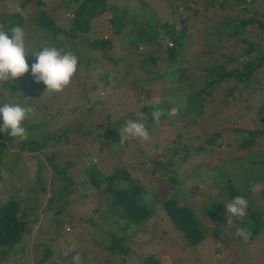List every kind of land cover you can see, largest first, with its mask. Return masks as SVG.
<instances>
[{
	"label": "rangeland",
	"instance_id": "obj_1",
	"mask_svg": "<svg viewBox=\"0 0 264 264\" xmlns=\"http://www.w3.org/2000/svg\"><path fill=\"white\" fill-rule=\"evenodd\" d=\"M24 1H0V14L13 15L10 8L17 3L27 11V19L21 25L27 33L31 52L51 42L41 35L42 28L33 21L39 9L36 0L23 4ZM42 1L40 8L55 19L56 26L69 33L73 9L77 6L74 0ZM65 1H70V9L64 10ZM207 1L187 0L183 4V0H107L115 5L114 9L104 17L92 18L89 30L82 37L60 34L59 40L66 41L68 50L74 48L79 57L78 71L62 93L43 96L45 85L35 84L31 76L34 54L26 55L30 72L13 81L22 89L18 103L30 98L36 108L25 121L36 127L27 134L36 138L48 134L50 138L39 153L20 152L11 146L5 150L0 165V202L13 194L25 206L33 205L37 199L41 210L50 192L39 190L35 175L39 172L48 186L53 172L48 157L52 156V163L60 167L71 161L66 173L77 187L75 193L68 196L70 204L57 217L65 221L64 235H54V227L49 222L53 219L51 212L42 220L43 214L38 211L39 223L33 226L31 236L24 242V252L16 254L14 259L0 260V264H39L45 246L51 248L46 264H72L77 253L83 264H143L150 255L159 264H264V227L255 239L237 241L232 228L241 224L234 222L237 217H231V223L228 222L221 236L207 235L197 246L191 247L162 208V201L174 196L181 204H191L200 221L210 228L212 218L203 216L204 204L211 199L227 216L224 203L228 199L223 196L226 178L239 183L244 178V167L246 170L252 161H264V134L255 136L256 144L252 147L240 145L244 137L264 128V66L255 74L259 80L255 91L244 90V83L230 80L216 86L213 95L195 99V104L193 100L188 102L189 94L210 80L206 69L215 62H222V53L228 54L226 52L234 48L239 51L238 43L232 40L213 42L210 38L205 42L214 19L254 16L264 23V16L254 14L255 7L245 12V4H241L221 11L218 5L212 8ZM171 6H177L181 15H173ZM145 8L156 15L159 23L174 25L177 30L185 25V31H179L184 35V44L174 61H168L167 54L161 51L154 63L142 64L141 60L154 45H140L138 50L133 47L136 42L132 36L126 38L131 28L140 27V22L133 17L141 20L147 14L142 12ZM261 11L264 12V6ZM110 13L125 14L124 20L128 22L119 34L111 33L107 20ZM247 30L250 39H260L262 43L264 27L253 22ZM157 31L163 46L172 47L173 42L164 28L157 26ZM96 37L110 40L111 48L94 50L88 43ZM107 54L117 57L118 62L107 60ZM232 85L234 89L228 94L227 89ZM3 86L0 85V92L4 93L5 100L14 103ZM143 108L149 112L150 119ZM154 110L162 113L158 123L152 117ZM136 112L145 114L143 123L151 139L147 142L133 139L122 145L120 127L127 119L135 120ZM237 129L241 132H236ZM218 133L217 142L221 146L208 145L207 139ZM177 135L188 145L186 158L190 159L183 161L186 154L172 155ZM181 145L174 150L180 151ZM201 145L204 151L195 152V147ZM172 160L174 162L170 163ZM82 162L92 164L102 175L109 174L114 167H125L131 177L141 183L148 204L154 209L153 216L138 228H121L117 223L121 219L107 195L98 194L89 184L80 167ZM250 168L264 172L258 165L252 164ZM170 175L181 182L167 185ZM246 199L249 203L253 201L251 196ZM114 236L122 237L126 243L128 254L124 258L119 257L122 254L106 257L105 247Z\"/></svg>",
	"mask_w": 264,
	"mask_h": 264
},
{
	"label": "trees",
	"instance_id": "obj_2",
	"mask_svg": "<svg viewBox=\"0 0 264 264\" xmlns=\"http://www.w3.org/2000/svg\"><path fill=\"white\" fill-rule=\"evenodd\" d=\"M30 1L31 0H25L23 4ZM186 1L187 0H183V4L186 3ZM74 3H76L77 6L73 9V19L70 21V32L68 33V31L63 28L56 26L55 19L40 8V6L43 5V1L36 0V4L39 5V9H37V12L34 13L35 16L33 21H35L39 28H42L41 35L46 37L51 42L50 44L47 43L46 46H56L60 49L68 50L69 47L66 41L62 38L59 40L60 34H65L66 37L68 36L70 38L82 37V34L89 30V23L92 18L98 15H102L104 17V14H107L108 11L114 9L115 6L113 3H108L107 0H74ZM141 4L143 5L144 3ZM207 4L212 8L218 5L221 11L231 8L233 5L245 4L243 7L245 12H248L252 7H255L256 12L254 14L264 16V12L261 11L264 6V0H220L219 2H217V0H208ZM256 5L261 7H257ZM70 7V1H65V4L63 5L64 10L70 9ZM142 12L144 14L147 13V16H142L141 20L133 17L134 21L140 22V27L131 28L129 32L126 33V38L131 35L133 40L136 42V45L131 43L127 44L133 45V47L138 50L140 45H154L152 51L149 50L150 52H147L141 60L142 64H145L147 61L154 63L156 61L155 59L157 53L159 54L161 51H164L167 54L168 61H174L177 56L180 55V50L184 44V41L182 40L184 35H182L179 31H185V25H183L181 30H177L174 25H168L166 22L159 23L155 17L156 15L154 13H150L148 8L143 9ZM171 12L173 15H181L177 11V6L174 8L171 6ZM124 15V13L109 14L107 20L110 24L112 34H119L125 27V24L128 21L124 20ZM224 18L226 20L214 19L212 30L207 32L208 38L205 42H208L210 38L213 42L232 40L234 43H238L237 48L239 51L234 48L229 52H226L228 54L222 53L221 57L223 58V61L220 63L215 62L214 65L206 69L207 76L210 77V80L206 81L204 86L200 89L193 90L192 93L189 94L191 98L188 102L193 100L194 103L195 99L213 95L216 86H219L222 83H227L230 80L244 83V90H256L255 86H257L259 80L255 77V74L264 66V37L262 43H260V39H250L248 37L250 32H248L247 26L256 22L261 28H263L264 23L261 19L254 16H240L238 18L224 16ZM22 21L24 20H22L15 13L7 17L4 13L0 14V23L3 22L4 25H8L9 28L14 24H21ZM183 21L184 19L181 20V22ZM157 26L164 28L165 34L169 35V38L173 42L172 47L163 46L162 40L161 38L159 39L158 36ZM88 45L98 51H103L105 48H111L110 40H107V38L103 39L101 37L94 38L88 43ZM71 46L74 47V45ZM30 47L28 46L29 49ZM212 51L213 50H210V52ZM72 52L76 54L77 51L73 48ZM106 57L107 60L111 62H118V58L114 57L112 54H107ZM234 86L232 85L227 89L228 94L232 93ZM3 87L8 92L5 94L8 97L12 96L11 99L14 103H18V99L22 98V94H20V91L22 90L21 87H18L13 81L8 84H4ZM5 102L8 101L5 100L4 93L0 92V104ZM262 105H264V98L262 99ZM144 110L147 111L146 109ZM146 117L148 119L151 118L148 111ZM0 125H2V120H0ZM24 126L26 127L27 132L32 131L36 127L34 124L30 126L27 123H24ZM236 132L241 131L237 129ZM255 134L256 132L254 134H250L248 137H244L240 145L244 148L252 147L253 144H256L255 136H261L264 134V128L259 129L257 134ZM219 137V133L215 134L214 136L209 137L206 142L208 145L215 148L220 147L221 145L217 142ZM49 138L50 136L48 134H45L40 138L30 137V135L27 134L26 140L17 142L7 133L0 132V165L2 164L1 157L4 155L5 150L8 147L11 146L18 148L20 152L39 153L42 148L47 146ZM180 138L181 137L177 135L175 148L182 144V149L180 151H176L174 148L172 155L182 157V155L186 154V152L188 153V145L183 143ZM55 142H57V139ZM204 149L205 148L201 145L200 147H195V152H203ZM52 157H48L53 170L48 186L44 184L39 172L35 175V180L38 182L39 190L41 192H50V195L46 200V204L41 210L37 199L33 205L25 206L22 204V201L17 198L18 196L13 194L5 201L0 202L1 262H5L8 259H14L16 254H22L24 252V242H27L31 236L33 226L36 223H39L38 211H41L43 214L42 220L47 218L46 214L48 212H51L53 219L49 220V222L51 221V227H54V235L57 237L64 235L62 226L65 221L57 217L63 212L64 208L70 204L68 196L75 193L77 183L66 173L69 165H72L71 161H67L68 164H64L60 167L52 163ZM186 157L187 154L184 156L183 161L191 158ZM172 162L174 161L172 160L170 163ZM244 164L246 165V163ZM252 164L258 165L261 169H264V161L261 163L252 161ZM252 164H250L246 170L244 167V178L239 183H236L230 177L226 178V185L224 186L226 194L223 195L224 198L228 199L227 202L237 196L243 195L245 198L251 196L253 201L249 203L247 215L243 218H236L234 221L237 224H241L242 228H247L251 232V237L247 240V242L255 239L264 227V191H261L258 194H253L249 190L250 186L256 183L264 184V172L253 171V169L250 168V166L252 167ZM241 165L243 164L241 163ZM40 166L41 165L38 164V167ZM80 167L82 172L87 175V180L93 189H95L98 194H102L104 192L103 194L107 195V200L111 201L114 211L118 213V216L121 219V221H117L121 228H138L153 216L154 209L148 204L145 193H143L141 183L138 179L131 177L125 167H114L107 175H102L101 171L98 172V169H96L92 164L86 165L82 162ZM215 169L219 168L216 167ZM180 182L181 181H178L176 176L170 175L168 177L167 185H178ZM84 184L85 182L83 181L82 185ZM179 201L180 200L174 196H168L162 201V208L187 245L195 247L202 242L207 235L219 237L224 233V231H226L228 218L225 215V212L220 210L219 207L211 201V199L204 204L205 206L202 207L203 216L206 217V215H210L212 218V226L210 228H206L202 221H200L191 204H181ZM232 231L235 233L236 228L233 227ZM235 238L237 241H245L238 236ZM105 249L108 251V254L106 255L107 258L115 254H122V256L119 257L124 258V256L128 254L126 243L120 236L112 237ZM50 252L51 248L45 246L43 250V257L39 259V264L47 263L46 261L49 258ZM90 262L91 261L89 260V263ZM153 262L154 259L151 255L143 260V264H151ZM154 264H159V261H155Z\"/></svg>",
	"mask_w": 264,
	"mask_h": 264
},
{
	"label": "clouds",
	"instance_id": "obj_3",
	"mask_svg": "<svg viewBox=\"0 0 264 264\" xmlns=\"http://www.w3.org/2000/svg\"><path fill=\"white\" fill-rule=\"evenodd\" d=\"M22 20L27 19V11L19 3L10 8ZM34 54L31 64V76L35 84L45 85L43 96L62 93L71 83L78 71L79 57L70 50L60 49L56 46H41L39 50L29 51L27 46V33L24 27L17 23L10 28L0 23V85L18 80L29 72L26 55ZM30 98H24L22 103L5 102L0 104V132L7 133L17 142L27 139V129L24 126L36 111L30 103ZM162 113L159 110L152 112L153 119L158 123ZM136 119H127L120 127V144H126L135 139L147 142L151 139L150 133L143 123L145 114L135 113ZM253 194L264 191V184L256 183L249 189ZM231 223V217L243 218L247 215L249 202L243 196L232 198L224 203ZM235 235L247 241L251 232L247 228L237 227ZM72 264H83L79 253L73 256Z\"/></svg>",
	"mask_w": 264,
	"mask_h": 264
},
{
	"label": "built area",
	"instance_id": "obj_4",
	"mask_svg": "<svg viewBox=\"0 0 264 264\" xmlns=\"http://www.w3.org/2000/svg\"><path fill=\"white\" fill-rule=\"evenodd\" d=\"M171 44V43H170Z\"/></svg>",
	"mask_w": 264,
	"mask_h": 264
}]
</instances>
